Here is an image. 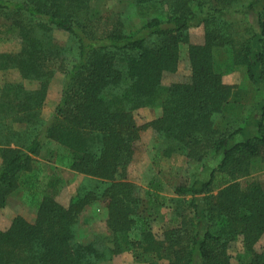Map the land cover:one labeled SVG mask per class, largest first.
Masks as SVG:
<instances>
[{
  "label": "trees",
  "instance_id": "obj_1",
  "mask_svg": "<svg viewBox=\"0 0 264 264\" xmlns=\"http://www.w3.org/2000/svg\"><path fill=\"white\" fill-rule=\"evenodd\" d=\"M101 1L0 0V44L20 42L0 52V72L34 84L0 83V207L17 189L36 206L33 221L18 215L0 228V264H100L125 252L145 264H233L235 239L239 264H264V248L255 249L264 187L239 181L264 170V0H129L139 23L99 27ZM198 26L203 42L190 43ZM181 43L191 75L164 84ZM238 67L258 96L246 111L237 85L223 81ZM57 71L61 96L45 118ZM151 105L161 115L139 124L136 110ZM148 126L153 171L141 187L128 169ZM173 154L197 167L169 195L160 165ZM61 167L85 177L67 203L57 199ZM101 205L107 231L91 237L87 208Z\"/></svg>",
  "mask_w": 264,
  "mask_h": 264
},
{
  "label": "rangeland",
  "instance_id": "obj_2",
  "mask_svg": "<svg viewBox=\"0 0 264 264\" xmlns=\"http://www.w3.org/2000/svg\"><path fill=\"white\" fill-rule=\"evenodd\" d=\"M96 7L100 10L102 17L99 21V27H109L112 24V19L123 20L125 23L134 26L139 23L140 16L134 11L133 15L131 12L129 0H102ZM131 16V17H129ZM252 21V19H251ZM55 36L61 42L68 41V36L65 32L55 31ZM204 31L202 26L194 27L190 30V43H201L203 42ZM20 46V42L17 38H12L9 41L0 44L1 51H14ZM179 63L175 72H165L163 75L162 82L164 84H171L177 81H186L191 75V65L188 55L187 43H181L179 51ZM62 78L63 74L57 71L52 81L49 84L45 104L43 106L42 115L47 118L49 117L57 102L61 96L62 89ZM5 80L12 81H23L26 86L34 87L33 83L22 80L17 71L0 72V83ZM223 81L228 84L237 85L235 88L236 95L241 98L243 106L242 111H246L250 108L258 99L257 92L251 82L248 81L244 69L242 67L236 68L232 72H228L223 76ZM162 109L160 106L151 105L143 106L136 110V118L139 124H144L149 120L157 118L161 115ZM155 132L148 126L141 131L140 140L136 144L135 155L128 169L129 179L137 183L139 186L144 187L147 178L152 174V154L151 145L154 140ZM47 152L46 149L42 150V156ZM1 162V157H0ZM197 165L191 161H188L184 156L173 154L169 157H164L161 162L160 170L161 175L164 179L166 186V193L171 195L174 190V186L180 181H184L189 177L191 170H194ZM60 174L64 181L60 192L57 195V199L62 203H67L68 199L75 192L76 188L85 182V177L75 171L68 170L64 167L60 168ZM241 183H248L251 181L259 182L264 187V170L256 171L249 176L239 178ZM102 206V205H101ZM100 206V207H101ZM102 209V211H101ZM104 207L100 210L93 208H87L88 214L91 212L95 213V217H92V223L90 225H83L85 233H88L92 237L94 232H105L107 227L105 224V218L103 215ZM22 216L28 221H33L36 217V206L35 201H32L26 190L17 189L7 196V201L4 206L0 207V228L6 229L10 226L12 220L16 216ZM153 231L156 235L161 238V228L159 220L153 222ZM264 248V233L262 237L255 244V249L261 251ZM242 242L240 239H235L230 243L228 252L231 256L233 264H239L238 255L242 252ZM169 261L166 258H162L158 261V264H168ZM100 264H145L138 263L132 257L131 254L125 252L118 254L111 260H105Z\"/></svg>",
  "mask_w": 264,
  "mask_h": 264
}]
</instances>
